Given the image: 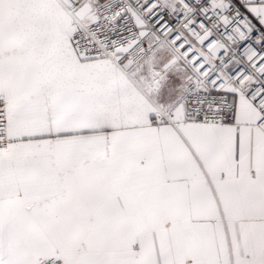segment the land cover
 <instances>
[{"label":"snow or ice","instance_id":"snow-or-ice-1","mask_svg":"<svg viewBox=\"0 0 264 264\" xmlns=\"http://www.w3.org/2000/svg\"><path fill=\"white\" fill-rule=\"evenodd\" d=\"M0 264H264V0H0Z\"/></svg>","mask_w":264,"mask_h":264}]
</instances>
